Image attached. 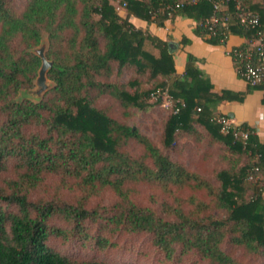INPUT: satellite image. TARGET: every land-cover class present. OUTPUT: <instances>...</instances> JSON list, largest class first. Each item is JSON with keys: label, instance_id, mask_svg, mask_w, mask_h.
<instances>
[{"label": "trees", "instance_id": "obj_1", "mask_svg": "<svg viewBox=\"0 0 264 264\" xmlns=\"http://www.w3.org/2000/svg\"><path fill=\"white\" fill-rule=\"evenodd\" d=\"M111 1L117 0H30L18 13L0 0V114L6 117L0 125V173L11 157L19 161L20 170L6 187L0 186V264H108L63 255L54 245L89 240L99 219V212L89 204L105 189L119 199L118 209L107 218L116 226L114 230L149 234L168 258L179 246L181 253L199 254L205 264H241L223 249L227 237L235 248L264 254V184L250 200H243L249 177L264 174V142L245 128L249 138L244 145L233 132L223 133L222 125L214 120L218 104L242 101L244 96L214 93L191 56L184 75L178 77L170 44L130 21L133 16L162 26L166 20L183 16L197 23L198 35L207 36L202 25L219 0H118L129 9L125 18ZM242 1L261 16L264 29V4L251 6ZM178 3L181 6L174 8ZM168 6L174 8L171 16L163 11ZM227 10L234 15L232 2ZM44 30L49 32L48 57L53 60L47 77L55 87L40 103H9L20 89L33 86L42 64L31 53L17 56L12 43L17 40L23 50L37 47ZM232 34L255 37L253 30L242 27L233 16L228 27H219L209 42L222 44ZM145 41L152 42L160 56L145 50ZM115 63L119 71L126 65L136 66L139 73L149 71L152 78L164 79L163 86L178 108L165 128V149H173L176 132L196 135L195 124H199L212 142L224 143L254 162L238 173L221 172L222 186L216 187L172 160L138 130L95 108V100L103 95L123 110L125 119L133 109L147 111L153 106L148 102L149 91L132 93L124 84L99 81L113 73ZM33 126H43L45 134L29 136L27 129ZM196 137L199 141L203 136ZM131 142L143 148L140 158L125 149ZM51 175L72 179V184L64 186L80 198L75 203L56 198L32 200L31 194ZM142 183L159 185L170 194L176 187L188 195L180 196L183 200L177 199L175 205L163 204L159 211L133 201L132 190ZM3 204L15 205L16 211L5 210ZM215 211H224L226 219L216 220ZM98 242L108 243L102 231Z\"/></svg>", "mask_w": 264, "mask_h": 264}, {"label": "rangeland", "instance_id": "obj_2", "mask_svg": "<svg viewBox=\"0 0 264 264\" xmlns=\"http://www.w3.org/2000/svg\"><path fill=\"white\" fill-rule=\"evenodd\" d=\"M6 3L18 13L26 8L30 0H5ZM116 11L123 18L129 15V9L121 4L118 0L111 1ZM104 45V41L102 42ZM12 48L17 56L21 53L36 54V50L45 46L46 56L49 61H53L48 57L51 47L49 32L42 31L41 43L39 46L23 50V46L19 45L17 40L12 43ZM64 48L61 47V50ZM144 49L160 56V51L150 41H145ZM23 50V51H22ZM40 70V68H39ZM37 77L33 81L30 88H22L18 94L9 100V103H18L21 101H31L34 103L42 102L49 92H51L55 83L48 79V90L37 96L34 92L38 89L36 85ZM102 83L124 84L126 89L132 93L149 91L148 102L153 106L147 111H139L133 109L131 115L125 119L123 110L115 107L112 98L109 95H103L95 100L94 107L104 111L108 116L114 117L126 123V125L136 129L139 133L148 137L162 152L170 156L172 160L181 163L192 172L198 173L201 177L209 180L212 185L221 187L222 182L219 174L223 171L230 173H238L239 170L254 162L245 154L232 152L224 143L212 142L206 130L199 124H195L196 135L186 134L181 131L176 132V143L173 149L168 150L164 147L165 128L170 117L176 113V104L167 89L164 88L165 82L162 77L152 78L150 72L139 73L136 66L126 65L119 71V64H114L113 73L109 77H99ZM95 92L91 96H94ZM0 103V107H1ZM197 118V116H195ZM6 117L0 114V125L4 123ZM27 134H45L43 126H33L27 129ZM199 134L203 137L197 141ZM128 154L132 157L140 158L144 154L143 148L135 142L128 143L125 147ZM150 165L149 161L147 162ZM19 161L15 157H11L6 162V169L0 173V186H7L8 182L17 177L19 173ZM72 179H63L62 176L51 175L45 182L31 195L32 200L38 199H59L71 203H75L80 195L78 192H69L64 184H72ZM264 184V174H259L254 180H247L245 183V191L243 200L250 198L257 191L258 187ZM172 194L164 192L159 185L150 186L149 184H138L132 192L133 201L139 205H149L160 211L163 204H177V199L186 197L188 191L184 193L172 187ZM181 196V197H180ZM182 199V198H181ZM182 199V200H183ZM119 202L116 194L110 189H105L100 195L94 197L89 204L90 209H96L99 212V219L92 226L91 237L89 240L80 242L76 239L70 240L66 245L55 242L56 249L63 255L80 258L95 259L108 264H205L207 261L202 259L196 252L181 253V248L175 247L173 257L168 258L165 253L161 252L153 243L152 237L145 233H132L125 229H115L113 223L108 221V217L118 209L116 203ZM3 208L7 211H16L15 205L3 204ZM227 214L224 211H215L214 218L216 220H225ZM102 231V239H106L108 243L98 244V236ZM223 249L230 253L232 258L241 264H264V254L259 256L249 254L244 248H235L229 242L228 237L225 239Z\"/></svg>", "mask_w": 264, "mask_h": 264}, {"label": "crops", "instance_id": "obj_3", "mask_svg": "<svg viewBox=\"0 0 264 264\" xmlns=\"http://www.w3.org/2000/svg\"><path fill=\"white\" fill-rule=\"evenodd\" d=\"M251 6L263 5L264 0H247ZM130 21L143 32L151 34L171 46L176 75L185 73L189 56L195 66L212 84L214 93L231 92L243 97L242 101L225 100L218 104L214 113L228 116L240 129L248 128L264 142V86L253 89L237 70L232 51L245 48L251 39L241 35H229L222 44L209 42V36L196 33L197 23L188 17L176 16L162 26L157 22L147 23L131 16Z\"/></svg>", "mask_w": 264, "mask_h": 264}, {"label": "built area", "instance_id": "obj_4", "mask_svg": "<svg viewBox=\"0 0 264 264\" xmlns=\"http://www.w3.org/2000/svg\"><path fill=\"white\" fill-rule=\"evenodd\" d=\"M231 2L234 5V15L227 10ZM180 6L178 3L174 8ZM174 8L168 6L163 11H168V15L171 16ZM233 16L242 27L255 32V37L251 39L247 47L236 48L232 51L238 73L252 87L264 85V29L261 16L258 13L246 6L242 0H219L214 3L212 16L202 26L207 31V36H216L219 27L227 28ZM222 41L224 40L222 39ZM170 99L172 98L170 97ZM176 112H178V108H176ZM214 120L222 125L223 133L233 132L242 139L244 145L246 144L249 131L237 127L232 118L219 115ZM255 173H259L258 168L255 169ZM249 179L254 180L255 178L250 176Z\"/></svg>", "mask_w": 264, "mask_h": 264}, {"label": "water", "instance_id": "obj_5", "mask_svg": "<svg viewBox=\"0 0 264 264\" xmlns=\"http://www.w3.org/2000/svg\"><path fill=\"white\" fill-rule=\"evenodd\" d=\"M37 56L41 59L42 64L38 73L36 85L38 89L34 92L37 96H41L42 93L48 90V72L52 68L53 63L48 60L46 56L45 46L40 47L36 50Z\"/></svg>", "mask_w": 264, "mask_h": 264}]
</instances>
